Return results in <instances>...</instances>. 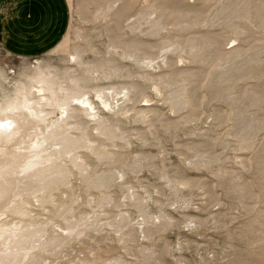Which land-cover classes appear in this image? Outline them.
Wrapping results in <instances>:
<instances>
[{
    "label": "rangeland",
    "instance_id": "374dc122",
    "mask_svg": "<svg viewBox=\"0 0 264 264\" xmlns=\"http://www.w3.org/2000/svg\"><path fill=\"white\" fill-rule=\"evenodd\" d=\"M68 2L54 50L0 45V105L41 72L72 110L33 88L36 127L76 138L19 264H264V0Z\"/></svg>",
    "mask_w": 264,
    "mask_h": 264
},
{
    "label": "bare ground",
    "instance_id": "6f19581e",
    "mask_svg": "<svg viewBox=\"0 0 264 264\" xmlns=\"http://www.w3.org/2000/svg\"><path fill=\"white\" fill-rule=\"evenodd\" d=\"M32 78L30 80L33 82L20 83L19 88H16V95L7 97L0 105V264H19L23 258L32 257V250L40 247L39 241L27 243L31 229H34L32 236L42 237L44 234V228L36 229L33 224H27V219L24 218L29 215L27 210L29 196L33 195L35 201L39 203L45 202L48 196L34 193L51 186L55 181L62 180L68 171L63 164L56 163L63 152V147L48 151L44 145L61 140L65 146L76 139L68 137L66 132V135L61 134L68 118L62 125L60 122L47 128L46 132L36 127V122L43 116L32 109L33 88L36 94L51 93L49 102L61 106L64 111L72 110L69 108L72 104L68 103L70 102L68 98L59 100L55 97L54 85L41 72ZM79 96L81 98L78 104H82L87 112L93 110L89 97ZM97 96L103 98L101 94ZM41 98L44 99V95ZM33 130H36L37 135L35 141L31 139ZM32 181L36 184L34 185ZM35 187L38 188L33 190ZM11 215L16 219L10 218ZM27 232L29 233L26 234Z\"/></svg>",
    "mask_w": 264,
    "mask_h": 264
},
{
    "label": "crops",
    "instance_id": "0c3cea01",
    "mask_svg": "<svg viewBox=\"0 0 264 264\" xmlns=\"http://www.w3.org/2000/svg\"><path fill=\"white\" fill-rule=\"evenodd\" d=\"M70 24L68 0H0V45L22 58L56 48Z\"/></svg>",
    "mask_w": 264,
    "mask_h": 264
},
{
    "label": "clouds",
    "instance_id": "9594fccd",
    "mask_svg": "<svg viewBox=\"0 0 264 264\" xmlns=\"http://www.w3.org/2000/svg\"><path fill=\"white\" fill-rule=\"evenodd\" d=\"M154 90L156 91L157 96H162V93L159 91V89H154ZM149 102L150 101H148L147 99L142 101V103H145V104H147ZM195 227H196V225L194 223H189L186 225V228H188V229L195 228Z\"/></svg>",
    "mask_w": 264,
    "mask_h": 264
}]
</instances>
